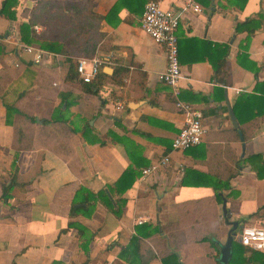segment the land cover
I'll use <instances>...</instances> for the list:
<instances>
[{"label":"crops","instance_id":"1","mask_svg":"<svg viewBox=\"0 0 264 264\" xmlns=\"http://www.w3.org/2000/svg\"><path fill=\"white\" fill-rule=\"evenodd\" d=\"M62 1L14 0L13 18L0 15V194L15 183L0 199V264H163L170 253L181 264H223L219 249L233 223V264H259L253 256L261 252L236 238L242 226L264 228V176L255 174L264 164V0H157L177 18L176 95L157 79L165 58L140 29L142 9L121 8L92 20L95 28L85 20L75 33L60 21L67 14ZM115 1L86 4L104 16ZM51 3L52 26L44 19ZM36 10L32 29L38 40L58 44L54 52L20 29ZM72 36L79 46L62 49ZM94 39V52L84 55ZM23 45L43 51L38 63ZM67 57L98 58L105 77L86 90L78 75L65 78ZM114 68L125 69L120 83L110 79ZM240 94L256 102L234 106V113ZM175 99L197 109L205 129L202 141L185 150L170 148L186 118ZM5 104L18 110L8 124ZM163 155L166 164L141 174ZM125 168L134 178L121 195L112 194L125 199L118 216L96 199L88 217H69L79 186L92 193L113 187ZM69 220L91 234L86 253L74 228L60 231ZM131 237L136 250L119 256Z\"/></svg>","mask_w":264,"mask_h":264},{"label":"trees","instance_id":"2","mask_svg":"<svg viewBox=\"0 0 264 264\" xmlns=\"http://www.w3.org/2000/svg\"><path fill=\"white\" fill-rule=\"evenodd\" d=\"M145 1L147 0H116L113 3V5L109 8L106 15L104 16L92 13L90 7L86 4V0H63L61 3V8L67 13L66 17L70 19L67 25V28H70L69 29L70 31L73 30L76 33L84 28L85 20L90 22V25L95 28L96 24H92L91 23L92 20L98 22L101 19H106L108 15L116 14L121 8H125L129 12L139 13L141 12V9L143 8V4L145 3ZM153 1H157V0H153ZM13 4H14V0H2L0 3V15H4L7 18L12 19L14 16L13 15L14 12L13 10H11V6H13ZM38 13L40 15L41 11L39 10L38 12V10H36L35 12H33V14L31 15L30 21L28 23H22L20 25V29H22L23 31H26L25 34L30 35L31 41L36 42L40 49L54 52V50L56 49L55 45H58V44L54 40H49V41L38 40V37L40 35L35 33L32 29L33 24H36L38 21V17H37ZM25 34L21 36V39L26 40ZM27 40L29 42L28 38ZM95 43H96V40L94 39L88 45V47L83 49V54L92 55V52H94L95 50ZM69 45H76L77 47L79 46L76 36L74 37L72 36L68 39H65L61 43L62 49H63V46H69ZM1 51H2V47L0 45V52ZM64 61L67 65L65 78L74 79L77 75L75 71V64H76L75 59L71 57H67L65 58ZM123 73L124 74L126 73L125 69L114 68L113 74L112 76H110V79L120 83L121 81L117 79V77ZM104 77H105V74L100 71V67H99L97 74L93 77V79H91V81L87 83H84V82L82 83L86 85V88H85L86 90H91L96 86L95 84L96 82H98V79L104 78ZM252 99L254 100V103H255L256 102L255 97L250 94H240L239 96H237L233 104L234 113H236V111L234 110V106L236 107L237 105L243 102H245L246 104H249L251 103ZM4 107L6 111L5 123L8 124L9 123L8 114L13 113V112L18 114V110L6 104L4 105ZM249 117L250 116H248L247 118ZM52 119H56V118L53 117ZM57 120H60V119H57ZM261 167L263 170L261 171V173L258 170L255 172L258 178H261L264 176V164ZM133 178L134 177H133V173L131 172V169L125 168L120 174V176L116 179V181H114L113 187L106 186L105 189H101L96 193H92L87 188L79 186L74 191L71 201H70V205L68 208L69 217L72 218V217L77 216L78 214L88 217L93 210V206H94L96 199L101 200L116 216H118L121 213V208L124 205L125 199L122 197H118L117 199H112V194L113 192H115V194H117L118 196L121 195L127 188L130 187V185L133 182ZM13 184L15 183L11 179V182L9 184H7L5 187H1L0 199L2 201H5L6 198L8 197V192L11 186H13ZM225 184L226 183H222V185H225ZM212 187L214 190H216L218 186L217 184H213ZM68 228H74L77 231L79 239H81L79 243V247L84 253H86L88 249V243L91 239V234H86V228L81 223L75 220L74 221L69 220L66 223V226L60 231L64 232ZM236 244L237 242L231 241L229 257L225 264L234 263V258H235L234 248ZM132 247H135L133 250H136V238L135 237L130 238L129 243L127 244L125 249L119 253V256H122L125 253V251H129L128 249ZM253 257L258 258V259L260 258L259 264H264V255L262 253H259L258 257L256 256H253ZM247 260L251 261L252 259L248 257ZM52 264H56V262L53 261ZM163 264H181V263L180 261H178L177 255L175 253H170L165 259H163Z\"/></svg>","mask_w":264,"mask_h":264},{"label":"built area","instance_id":"3","mask_svg":"<svg viewBox=\"0 0 264 264\" xmlns=\"http://www.w3.org/2000/svg\"><path fill=\"white\" fill-rule=\"evenodd\" d=\"M192 8L198 10L199 6L193 4ZM140 29L155 43L162 46L165 58L164 69L158 73L157 79L171 87L174 95L177 94L176 85L180 77L177 56V18L171 9H163L157 1L147 0L142 8L139 20ZM22 51L32 55L31 61L38 63L43 51L32 45H23ZM100 60L96 57L79 58L76 60L75 71L81 82L87 83L93 79L99 70ZM175 108L186 115L183 125L172 137L170 148L185 150L202 141L205 129L200 122V113L189 104L175 99ZM118 107L120 105L118 104ZM168 162V155L159 157L152 164L141 169L142 175H148L159 165ZM238 242L248 248L257 250L264 255V228L262 226H242L237 233Z\"/></svg>","mask_w":264,"mask_h":264},{"label":"water","instance_id":"4","mask_svg":"<svg viewBox=\"0 0 264 264\" xmlns=\"http://www.w3.org/2000/svg\"><path fill=\"white\" fill-rule=\"evenodd\" d=\"M225 105L227 107V115L229 117L230 123H231L232 127L236 129L237 135H238V139L240 141H242V135H241L240 130L237 129V122H236L235 116L233 114V111L229 108V106H228L226 101H225ZM241 149H243V145H241ZM222 211H223V213H225L224 201L222 202ZM235 225H236V223H233L234 227H235ZM233 228L228 230L227 235H226V240H225L224 244L219 249V256H220L219 257V261L221 263H223V264L226 263V261H227V259L229 257L231 239H232L233 235H235V232L233 231ZM236 239L238 241V236H237Z\"/></svg>","mask_w":264,"mask_h":264},{"label":"rangeland","instance_id":"5","mask_svg":"<svg viewBox=\"0 0 264 264\" xmlns=\"http://www.w3.org/2000/svg\"><path fill=\"white\" fill-rule=\"evenodd\" d=\"M50 8H51V10H50ZM55 14H56V10H55V8L53 9V3H51L49 9L47 7V10L44 13V15H45L44 19H46L48 21V24L51 25V26L53 25V21H54L53 18L55 16ZM69 20L70 19L68 17L64 16V15L62 16V18L60 20V21H65V24H64V25H66L65 29H66V27H67V25L69 23Z\"/></svg>","mask_w":264,"mask_h":264}]
</instances>
